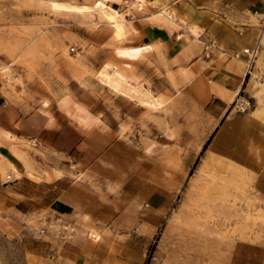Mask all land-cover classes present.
<instances>
[{
    "label": "rangeland",
    "instance_id": "rangeland-1",
    "mask_svg": "<svg viewBox=\"0 0 264 264\" xmlns=\"http://www.w3.org/2000/svg\"><path fill=\"white\" fill-rule=\"evenodd\" d=\"M94 1L0 0V93L40 106L66 95L61 107L81 118L86 111L68 94L85 97L75 79L86 74L101 79L102 72L77 71L75 65L89 59L82 51L91 40L99 43L100 33H114V27L99 11L68 8ZM121 39L114 36L108 45L126 56L120 53L125 49ZM253 72L255 77L256 68ZM183 80L173 78L174 93L159 96V105L142 102L126 118L121 148L108 165L83 172L68 165V175L86 187L78 186L79 199L98 210L88 229L82 230L85 218L80 216L67 222L46 213L0 209V264H112L115 256L130 264H264V208L245 151L240 162L231 156L229 135L216 137L219 118L208 101L209 90ZM98 88L99 93L107 90ZM234 103L227 114L235 113ZM0 135L10 136L1 128ZM9 139L11 151L21 159L25 150L35 165L46 169L53 164L33 141ZM15 155L10 158L17 159ZM16 175L20 172L3 171L0 181L10 182ZM81 210L76 207L77 213ZM77 228L91 243L63 244Z\"/></svg>",
    "mask_w": 264,
    "mask_h": 264
},
{
    "label": "crops",
    "instance_id": "crops-1",
    "mask_svg": "<svg viewBox=\"0 0 264 264\" xmlns=\"http://www.w3.org/2000/svg\"><path fill=\"white\" fill-rule=\"evenodd\" d=\"M122 2L108 0L109 5L123 16L125 36L120 47L138 49V52L135 55H120L116 48L108 45L114 40L115 33H100L101 41L91 40L93 44L82 51L83 56L89 59L86 58L80 67L75 65V69L102 72L109 61L115 60L108 72L114 73L115 68L120 70L127 84L135 88L132 96L115 90L102 78L83 75L81 80L75 81L87 92L85 97L75 98L73 94H68L88 110L76 119L60 105V100L66 95L59 96L53 105L40 106L19 100L15 95L8 97L1 91L0 128L8 131L10 136L0 135V141L5 143L0 145V176L7 170L20 172V175L14 176L10 182L0 181V209L16 210L21 215L46 213L67 222L80 216L85 218L82 230L88 229V223H93L98 210H95L94 204L88 205L86 200L79 199L78 186L84 190L86 187L68 175V165L81 172L108 165L121 148L122 123L135 115V108L144 106L139 99L171 95L174 93L173 78H183V83L190 80L201 83L209 90L208 101L213 102L214 115L219 118L216 137L218 134L229 135L231 156L239 162L245 151L244 159L252 175L253 189L259 198V205L264 208L262 0ZM245 47H258V55H262L259 64L256 59L255 77L254 72L251 77L246 76V55L236 56ZM98 54H101V60ZM100 86L107 88L105 93L98 92ZM239 93L250 100V112L232 111L227 114ZM84 117L89 120L85 122ZM13 136L33 141L38 150L51 157L53 164L46 169L35 165L22 149V156L30 165L27 167L25 159L15 155L8 145L11 143L9 138ZM234 139H237L236 143ZM9 152L17 159L12 160ZM12 165H16L17 169H13ZM38 168L39 174L35 172ZM57 169L63 173L57 174ZM34 184L38 187L32 186ZM84 194L88 197L87 191ZM78 206L82 209L80 214L76 211ZM155 206L158 204L155 203ZM84 215L86 217H82ZM75 230L70 234V240L63 238V244L87 246L91 243L86 232V235L79 234L77 231L81 229ZM114 258L112 264H130L125 259Z\"/></svg>",
    "mask_w": 264,
    "mask_h": 264
},
{
    "label": "bare ground",
    "instance_id": "bare-ground-1",
    "mask_svg": "<svg viewBox=\"0 0 264 264\" xmlns=\"http://www.w3.org/2000/svg\"><path fill=\"white\" fill-rule=\"evenodd\" d=\"M68 9L70 11L83 12V13H85V12L87 13V11H99V13L107 19L108 23H111L113 25L114 33H115V36L117 38H123L125 36V28H124V24H123V20H122L123 16L116 8L110 6L109 3L107 2V0H95L92 5H72ZM166 14H167V12H166ZM137 52H138V49H132V48H129V49L126 48V49H121L120 50V53L126 54V55H135ZM108 68H109V63L102 70V76H101L102 80H104L109 85H111L115 90L124 92V93L132 96L133 95L132 91L133 90L135 91V88H133L132 86L127 84L125 75L120 70H118L116 68H115V72L114 73H110V72H108ZM139 100L141 102L147 103V104H149V105H151L153 107H156L157 105H159L158 104L159 101H158L157 98L139 99ZM64 105L67 107L68 106L67 102H65ZM79 107H80L79 108L80 110H84V111L88 112V110H87V108L85 106L80 105ZM83 120L86 122V121L89 120V118L88 117H84ZM12 167L15 170L17 169L16 165H12ZM205 256H206V254H205Z\"/></svg>",
    "mask_w": 264,
    "mask_h": 264
},
{
    "label": "built area",
    "instance_id": "built-area-1",
    "mask_svg": "<svg viewBox=\"0 0 264 264\" xmlns=\"http://www.w3.org/2000/svg\"><path fill=\"white\" fill-rule=\"evenodd\" d=\"M264 3V0H262ZM75 47L72 51H75ZM258 47L250 48L245 47L236 56L246 55V76L251 77L255 69L256 59L258 57ZM251 107L250 100L246 96H242L240 93L237 95L234 103V110L244 112Z\"/></svg>",
    "mask_w": 264,
    "mask_h": 264
}]
</instances>
